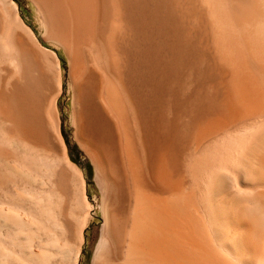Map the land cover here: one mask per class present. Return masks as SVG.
Masks as SVG:
<instances>
[{
  "label": "bare ground",
  "instance_id": "6f19581e",
  "mask_svg": "<svg viewBox=\"0 0 264 264\" xmlns=\"http://www.w3.org/2000/svg\"><path fill=\"white\" fill-rule=\"evenodd\" d=\"M28 1L39 33L0 0V264H80L66 84L91 264H264V0Z\"/></svg>",
  "mask_w": 264,
  "mask_h": 264
},
{
  "label": "rangeland",
  "instance_id": "374dc122",
  "mask_svg": "<svg viewBox=\"0 0 264 264\" xmlns=\"http://www.w3.org/2000/svg\"><path fill=\"white\" fill-rule=\"evenodd\" d=\"M18 2V6L20 9L21 15L26 19L27 25H30L36 33H39L42 30V23L41 20L39 19L40 23L39 25L35 22L34 20V15H37V11L35 8L31 5V3L28 0H16ZM60 51V49H58ZM62 59L64 57L62 56ZM62 62L65 65V60ZM70 84L65 85V90L67 89L70 91ZM65 90L62 92V96L60 98V106H61V115H62V130L64 136L66 135V140L68 143V150L70 153V156L74 159V161L80 166V168L85 172L87 177L89 178L88 182V197L90 199L91 206L93 207V220L91 221L87 232H86V243L84 244V248L82 251V255L80 258V263L81 264H91V259L93 256V252L95 250L96 244L98 242L99 236H100V227H101V220H100V194L98 189L93 185V176H94V169L92 164L89 162L88 159H86L81 151L76 147L73 142H68V139L70 135L68 136L69 130H71L72 134V129L70 126V119L66 118L67 117V112L69 109L66 111V104L68 102V105L70 104V93L65 92ZM69 96V98H68ZM65 108V109H64ZM69 116V115H68ZM69 123V128L67 129V124ZM92 186V187H91Z\"/></svg>",
  "mask_w": 264,
  "mask_h": 264
},
{
  "label": "trees",
  "instance_id": "16d2710c",
  "mask_svg": "<svg viewBox=\"0 0 264 264\" xmlns=\"http://www.w3.org/2000/svg\"><path fill=\"white\" fill-rule=\"evenodd\" d=\"M26 1V0H25ZM34 20H35V22L39 25V23H40V21H39V18L36 16V15H34ZM65 92H69L67 89L65 90ZM70 95V94H69ZM68 98H69V96H68ZM66 111H67V109H69V105H68V102H67V104H66ZM64 108V109H65ZM67 119H68V113H67V117H66ZM70 126H69V123L67 124V129L69 128ZM68 136L70 135V137H69V139H68V142H71L72 141V139H71V130H69V132H68V134H67ZM71 140V141H70ZM73 142V141H72ZM68 144V143H67ZM74 144V143H73ZM81 264V263H80Z\"/></svg>",
  "mask_w": 264,
  "mask_h": 264
}]
</instances>
